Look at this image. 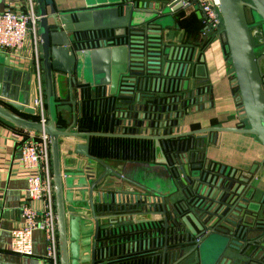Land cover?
Here are the masks:
<instances>
[{
	"label": "water",
	"instance_id": "obj_1",
	"mask_svg": "<svg viewBox=\"0 0 264 264\" xmlns=\"http://www.w3.org/2000/svg\"><path fill=\"white\" fill-rule=\"evenodd\" d=\"M38 3L48 121L24 115L37 116L34 70L23 87L0 88V119L50 137L60 264H96L112 250L158 257L156 264H264V195L255 187L264 160L242 170L209 157L224 133L264 147V51L255 43L264 0H219L215 35L233 67L241 122L193 130L185 117L201 92L193 90L197 53L172 34L190 0H116L68 13L55 0ZM86 86L103 97L108 131L77 126ZM65 105L73 107L68 122ZM93 137L151 140L154 157L113 167L91 154ZM64 138L86 164H64ZM129 165L143 167V178L128 175Z\"/></svg>",
	"mask_w": 264,
	"mask_h": 264
},
{
	"label": "crops",
	"instance_id": "obj_2",
	"mask_svg": "<svg viewBox=\"0 0 264 264\" xmlns=\"http://www.w3.org/2000/svg\"><path fill=\"white\" fill-rule=\"evenodd\" d=\"M116 0H55V7L59 11L72 12L89 7L102 6L113 3ZM27 0H0V12L9 7L18 11H25ZM36 5L39 6L38 0ZM190 0V5L175 15L180 30H173V36L178 38V44L196 49L197 58L192 62V72L195 70L193 79V90L200 89V95L196 102L190 106V113L185 117L187 130L199 129L209 126H236L241 122L236 92L233 85V67L229 62L223 41L216 35L203 33L202 13ZM75 16V15H74ZM73 23L78 22L75 17ZM101 19L98 18V21ZM91 20L85 19V23ZM30 46L20 52L6 51L0 49V88H6L12 92L15 86H24L27 81L25 76L33 71V64L27 55ZM204 56V61L201 57ZM16 71L17 73H15ZM7 76L9 77L7 79ZM26 78V79H25ZM35 80V77H34ZM200 80L201 83H195ZM75 93V92H74ZM34 95V91L32 92ZM76 96V94H75ZM20 97V96H19ZM79 100V96H77ZM92 99L97 113L102 112L103 97L92 92ZM81 105H83V100ZM197 106H202L198 110ZM62 119L68 122L73 117L72 105L61 106ZM13 129L9 124L0 119V264H51L46 258V247L43 234L36 231L34 234V254L22 256L10 250L12 232L21 221V206L27 197L28 181L26 172L20 164V145L12 135ZM76 142L67 139L62 140V158L64 164L76 166L81 161L86 164L88 160L76 155L74 152ZM210 159L231 168L249 170L255 163L264 160V147L253 137L237 134L224 133L222 143L219 147L210 148ZM113 167L120 168L124 163L134 162L133 160L105 159ZM143 162V161H135ZM100 168L99 171H101ZM137 174L140 176L143 167L129 165L128 175ZM113 180L117 178L112 176ZM164 183V181H160ZM168 182H165L167 184ZM120 187V182L115 183ZM255 187L259 191V198L264 195V167H262ZM137 188V187H136ZM136 188H134L136 190ZM137 263L139 258H134ZM136 263V264H137Z\"/></svg>",
	"mask_w": 264,
	"mask_h": 264
},
{
	"label": "built area",
	"instance_id": "obj_3",
	"mask_svg": "<svg viewBox=\"0 0 264 264\" xmlns=\"http://www.w3.org/2000/svg\"><path fill=\"white\" fill-rule=\"evenodd\" d=\"M202 13L203 33L215 35L221 30L219 0H193ZM36 0H27L26 10L13 7L0 12V49L22 52L30 46L27 55L35 74V95L31 107L38 121H48L45 97L41 38ZM13 137L20 145V164L26 172L27 197L21 206V221L12 232L10 250L22 256L34 254V234H43L46 258L51 264H60L59 236L50 137L45 132L15 130ZM126 197H128L126 195ZM125 198V197H123Z\"/></svg>",
	"mask_w": 264,
	"mask_h": 264
},
{
	"label": "trees",
	"instance_id": "obj_4",
	"mask_svg": "<svg viewBox=\"0 0 264 264\" xmlns=\"http://www.w3.org/2000/svg\"><path fill=\"white\" fill-rule=\"evenodd\" d=\"M84 89L81 114L77 120L79 130L108 131L110 126L109 113L105 109H103L100 114L97 113L92 99V92L89 91V86L84 87ZM24 115L33 120H39L37 116ZM63 122L64 121L60 120L61 124H63ZM9 126L11 125L9 124ZM12 128L22 131L15 127ZM91 154L104 160L119 159L147 162L154 157V142L151 140L131 138L93 137L91 140ZM133 258H139L140 261L147 259L146 257L138 255L133 256Z\"/></svg>",
	"mask_w": 264,
	"mask_h": 264
},
{
	"label": "flooded vegetation",
	"instance_id": "obj_5",
	"mask_svg": "<svg viewBox=\"0 0 264 264\" xmlns=\"http://www.w3.org/2000/svg\"><path fill=\"white\" fill-rule=\"evenodd\" d=\"M258 25L259 31L255 37V43L262 44L261 51H264V26L262 22L258 23ZM133 256H135V254H132L131 252L118 255V253L112 250V252L108 251L106 259L97 258L96 264H136L137 260H134ZM157 258L158 257L143 259L137 264H156L158 263Z\"/></svg>",
	"mask_w": 264,
	"mask_h": 264
},
{
	"label": "rangeland",
	"instance_id": "obj_6",
	"mask_svg": "<svg viewBox=\"0 0 264 264\" xmlns=\"http://www.w3.org/2000/svg\"><path fill=\"white\" fill-rule=\"evenodd\" d=\"M135 171V170H134ZM112 192V190L111 191H108V193H111Z\"/></svg>",
	"mask_w": 264,
	"mask_h": 264
}]
</instances>
